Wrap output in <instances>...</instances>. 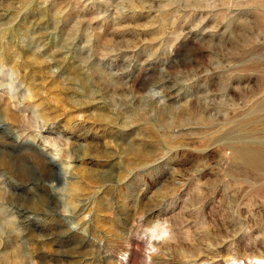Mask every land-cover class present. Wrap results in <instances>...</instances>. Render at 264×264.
<instances>
[{"label":"rangeland","instance_id":"1","mask_svg":"<svg viewBox=\"0 0 264 264\" xmlns=\"http://www.w3.org/2000/svg\"><path fill=\"white\" fill-rule=\"evenodd\" d=\"M264 0H0V264H264Z\"/></svg>","mask_w":264,"mask_h":264},{"label":"bare ground","instance_id":"2","mask_svg":"<svg viewBox=\"0 0 264 264\" xmlns=\"http://www.w3.org/2000/svg\"><path fill=\"white\" fill-rule=\"evenodd\" d=\"M239 157L244 163L253 167L256 170L264 172V151H257L251 148H244L238 151Z\"/></svg>","mask_w":264,"mask_h":264}]
</instances>
